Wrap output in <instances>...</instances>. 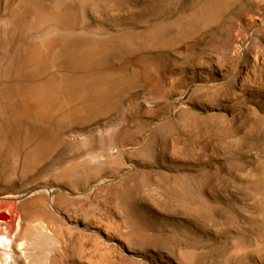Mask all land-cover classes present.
<instances>
[{
    "label": "rangeland",
    "instance_id": "1",
    "mask_svg": "<svg viewBox=\"0 0 264 264\" xmlns=\"http://www.w3.org/2000/svg\"><path fill=\"white\" fill-rule=\"evenodd\" d=\"M0 213V264H264V0H0Z\"/></svg>",
    "mask_w": 264,
    "mask_h": 264
},
{
    "label": "bare ground",
    "instance_id": "2",
    "mask_svg": "<svg viewBox=\"0 0 264 264\" xmlns=\"http://www.w3.org/2000/svg\"><path fill=\"white\" fill-rule=\"evenodd\" d=\"M8 215V214H7ZM7 220L9 219V215L8 218H6ZM2 224V223H0ZM3 227L5 226L4 224L2 225ZM14 242V241H13ZM12 238H11V234H5L3 232H0V249H7L10 248L12 245ZM21 244V243H20ZM21 247V246H20ZM22 250V249H21Z\"/></svg>",
    "mask_w": 264,
    "mask_h": 264
},
{
    "label": "water",
    "instance_id": "3",
    "mask_svg": "<svg viewBox=\"0 0 264 264\" xmlns=\"http://www.w3.org/2000/svg\"><path fill=\"white\" fill-rule=\"evenodd\" d=\"M4 216L5 218H8V215L6 213H0V217Z\"/></svg>",
    "mask_w": 264,
    "mask_h": 264
}]
</instances>
